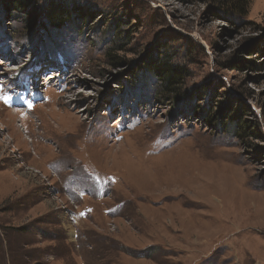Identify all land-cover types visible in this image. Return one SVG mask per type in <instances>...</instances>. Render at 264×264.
Returning a JSON list of instances; mask_svg holds the SVG:
<instances>
[{
	"label": "rangeland",
	"instance_id": "rangeland-1",
	"mask_svg": "<svg viewBox=\"0 0 264 264\" xmlns=\"http://www.w3.org/2000/svg\"><path fill=\"white\" fill-rule=\"evenodd\" d=\"M0 264H264V0H0Z\"/></svg>",
	"mask_w": 264,
	"mask_h": 264
},
{
	"label": "trees",
	"instance_id": "trees-1",
	"mask_svg": "<svg viewBox=\"0 0 264 264\" xmlns=\"http://www.w3.org/2000/svg\"><path fill=\"white\" fill-rule=\"evenodd\" d=\"M30 0H14L15 9H21L29 5ZM54 15H51L53 22L56 21H65L67 22L70 19L71 12L68 9H59L55 11ZM50 20V19H49ZM148 70H152L158 77H162V80H166L170 86L168 91H173L172 86L176 83V77L180 73L169 61L163 59H152L147 62ZM147 70V71H148ZM207 115V114H206ZM208 116V115H207Z\"/></svg>",
	"mask_w": 264,
	"mask_h": 264
},
{
	"label": "bare ground",
	"instance_id": "bare-ground-1",
	"mask_svg": "<svg viewBox=\"0 0 264 264\" xmlns=\"http://www.w3.org/2000/svg\"><path fill=\"white\" fill-rule=\"evenodd\" d=\"M48 75V74H47ZM52 77H54V76H52Z\"/></svg>",
	"mask_w": 264,
	"mask_h": 264
},
{
	"label": "snow or ice",
	"instance_id": "snow-or-ice-1",
	"mask_svg": "<svg viewBox=\"0 0 264 264\" xmlns=\"http://www.w3.org/2000/svg\"><path fill=\"white\" fill-rule=\"evenodd\" d=\"M30 107H31V105H30Z\"/></svg>",
	"mask_w": 264,
	"mask_h": 264
}]
</instances>
